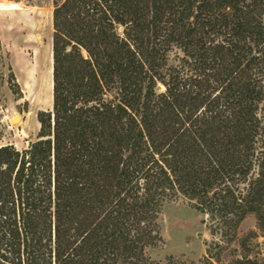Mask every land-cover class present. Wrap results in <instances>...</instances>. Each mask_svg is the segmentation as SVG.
Masks as SVG:
<instances>
[{
    "label": "trees",
    "instance_id": "trees-1",
    "mask_svg": "<svg viewBox=\"0 0 264 264\" xmlns=\"http://www.w3.org/2000/svg\"><path fill=\"white\" fill-rule=\"evenodd\" d=\"M263 16L264 0L56 4L53 110L29 148L0 146V264H161L146 251L179 197L225 238L264 221ZM216 245L172 264H215Z\"/></svg>",
    "mask_w": 264,
    "mask_h": 264
},
{
    "label": "rangeland",
    "instance_id": "rangeland-1",
    "mask_svg": "<svg viewBox=\"0 0 264 264\" xmlns=\"http://www.w3.org/2000/svg\"><path fill=\"white\" fill-rule=\"evenodd\" d=\"M63 1L0 0V68L4 76L0 85V146L13 145L20 151L29 148L39 138V113L53 110L54 10ZM181 55L180 49H174L169 64L177 65ZM161 89L165 87L161 85ZM18 115L20 119L14 121ZM259 116L264 123V101ZM258 172L256 163L254 176ZM247 183L241 185L244 192ZM261 215L264 217V208ZM260 218L249 213L236 236L225 238L212 230L217 223L208 214L179 197L164 206L162 238L146 253L151 261L161 264L190 263L204 258L210 245L214 253L220 251L216 244H221L224 250L215 255V264H264V221Z\"/></svg>",
    "mask_w": 264,
    "mask_h": 264
},
{
    "label": "bare ground",
    "instance_id": "bare-ground-1",
    "mask_svg": "<svg viewBox=\"0 0 264 264\" xmlns=\"http://www.w3.org/2000/svg\"><path fill=\"white\" fill-rule=\"evenodd\" d=\"M19 119H20L19 115L17 117H15V121H18Z\"/></svg>",
    "mask_w": 264,
    "mask_h": 264
},
{
    "label": "water",
    "instance_id": "water-1",
    "mask_svg": "<svg viewBox=\"0 0 264 264\" xmlns=\"http://www.w3.org/2000/svg\"><path fill=\"white\" fill-rule=\"evenodd\" d=\"M17 117V116H16ZM14 121H15V118H14Z\"/></svg>",
    "mask_w": 264,
    "mask_h": 264
}]
</instances>
